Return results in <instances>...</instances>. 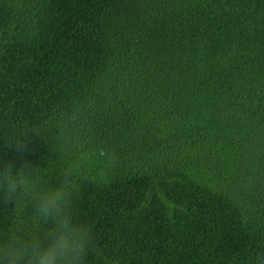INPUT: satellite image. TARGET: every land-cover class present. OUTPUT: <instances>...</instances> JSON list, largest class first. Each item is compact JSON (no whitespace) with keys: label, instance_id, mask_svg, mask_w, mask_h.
<instances>
[{"label":"trees","instance_id":"obj_1","mask_svg":"<svg viewBox=\"0 0 264 264\" xmlns=\"http://www.w3.org/2000/svg\"><path fill=\"white\" fill-rule=\"evenodd\" d=\"M9 161L75 166L80 264H264V0H0ZM11 228L51 223L0 201Z\"/></svg>","mask_w":264,"mask_h":264},{"label":"clouds","instance_id":"obj_2","mask_svg":"<svg viewBox=\"0 0 264 264\" xmlns=\"http://www.w3.org/2000/svg\"><path fill=\"white\" fill-rule=\"evenodd\" d=\"M52 133L38 126L9 149L22 155L31 150L30 136ZM75 170L70 167L55 187L41 190L38 176L43 170L39 167L9 161L0 168V201L12 204L19 213L28 200L34 216L51 223L46 242L34 232L21 234L15 228L0 236V264H80L88 250L89 229L73 222L71 197L76 186L71 176Z\"/></svg>","mask_w":264,"mask_h":264}]
</instances>
